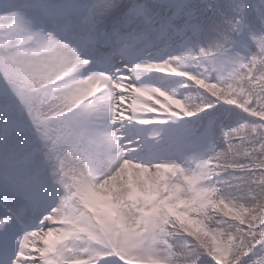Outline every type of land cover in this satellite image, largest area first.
<instances>
[{
    "label": "snow or ice",
    "instance_id": "snow-or-ice-1",
    "mask_svg": "<svg viewBox=\"0 0 264 264\" xmlns=\"http://www.w3.org/2000/svg\"><path fill=\"white\" fill-rule=\"evenodd\" d=\"M0 264H264V0H0Z\"/></svg>",
    "mask_w": 264,
    "mask_h": 264
}]
</instances>
